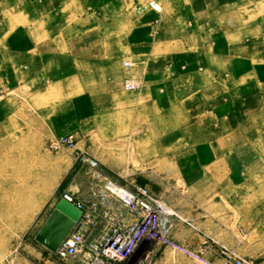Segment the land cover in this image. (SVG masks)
<instances>
[{
    "label": "crops",
    "instance_id": "obj_1",
    "mask_svg": "<svg viewBox=\"0 0 264 264\" xmlns=\"http://www.w3.org/2000/svg\"><path fill=\"white\" fill-rule=\"evenodd\" d=\"M40 80L63 100L51 141L104 115L124 150L87 159L127 187L179 152L201 178L264 162V0H0V94ZM80 185L62 190L82 200Z\"/></svg>",
    "mask_w": 264,
    "mask_h": 264
},
{
    "label": "rangeland",
    "instance_id": "obj_2",
    "mask_svg": "<svg viewBox=\"0 0 264 264\" xmlns=\"http://www.w3.org/2000/svg\"><path fill=\"white\" fill-rule=\"evenodd\" d=\"M45 87L40 80L0 94V197L12 183L32 192L40 204L38 210L28 213L22 227L0 219V264H57L49 251L41 250L34 235L42 205L46 201L55 204L62 189L73 181L81 184L82 201L88 207L96 206L86 244L94 237L99 242L109 229L120 227L109 219L111 212L99 204V197L91 199L95 197L91 195L93 187L100 186L103 191L104 180L97 176L104 169L91 168L82 159L89 155L104 158L107 151L118 154L124 148L111 152V147L105 146L112 135L106 134L104 115L85 114L75 116L80 124L75 129L80 134L75 138L76 146L53 150L51 124L62 116L56 113L63 100L43 91ZM146 116L151 118V114ZM141 132L135 129L130 135ZM180 154L183 152L162 158L154 172L152 168L136 171L134 181L150 189L161 205V230L181 249L144 237L129 257L112 264H264V162L246 167L241 174L227 166L219 175L217 169H211V177L201 178L202 172L191 171V164L183 162ZM144 165L139 163L141 169L149 164ZM114 213L124 216L121 209ZM123 221L130 224V216ZM84 253L89 259L90 251L84 248Z\"/></svg>",
    "mask_w": 264,
    "mask_h": 264
},
{
    "label": "built area",
    "instance_id": "obj_3",
    "mask_svg": "<svg viewBox=\"0 0 264 264\" xmlns=\"http://www.w3.org/2000/svg\"><path fill=\"white\" fill-rule=\"evenodd\" d=\"M140 84L136 80L126 79L123 82L125 90H136ZM75 143L73 134L58 137L51 141L50 147L53 150L62 148H72ZM77 159V157H76ZM87 161L91 168H97V162ZM100 170V169H99ZM102 184L103 191L97 197L100 198L99 204L110 210L109 219L114 224H118L114 230L109 229L101 241L97 242L94 237L88 241L92 234L94 225L96 206H87L84 201L77 199L72 192L62 190L59 198L73 204L81 210L79 219L75 222L72 229L62 240L55 252H50L56 259L57 264H112L116 261H122L130 256L137 244L148 237L165 244L173 249H181L178 244L171 240L165 230H161L160 209L157 201L147 186L134 184L131 188L120 183L118 178L110 177L104 172L98 176ZM105 181L114 186V190L105 185ZM91 208V211L89 209ZM123 210L125 215L131 218L130 224H125L120 214H115L117 210ZM161 226V227H160ZM84 248L90 251V258L86 260ZM94 254V256H93Z\"/></svg>",
    "mask_w": 264,
    "mask_h": 264
},
{
    "label": "water",
    "instance_id": "obj_4",
    "mask_svg": "<svg viewBox=\"0 0 264 264\" xmlns=\"http://www.w3.org/2000/svg\"><path fill=\"white\" fill-rule=\"evenodd\" d=\"M81 210L59 198L34 235V240L49 252H55L79 219Z\"/></svg>",
    "mask_w": 264,
    "mask_h": 264
},
{
    "label": "bare ground",
    "instance_id": "obj_5",
    "mask_svg": "<svg viewBox=\"0 0 264 264\" xmlns=\"http://www.w3.org/2000/svg\"><path fill=\"white\" fill-rule=\"evenodd\" d=\"M105 185L111 190L115 189L114 186L109 185L107 182ZM1 192L0 219L9 225L22 227L28 213H33L40 207L37 196L32 194V192L21 189L20 186L18 187L11 183ZM158 207L161 208V205L159 204Z\"/></svg>",
    "mask_w": 264,
    "mask_h": 264
}]
</instances>
